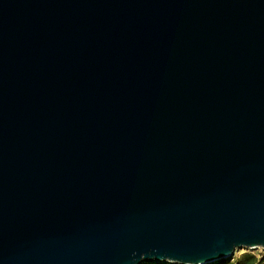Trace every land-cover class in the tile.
<instances>
[{
    "label": "water",
    "instance_id": "95a60500",
    "mask_svg": "<svg viewBox=\"0 0 264 264\" xmlns=\"http://www.w3.org/2000/svg\"><path fill=\"white\" fill-rule=\"evenodd\" d=\"M240 249H264V0H0V264Z\"/></svg>",
    "mask_w": 264,
    "mask_h": 264
},
{
    "label": "rangeland",
    "instance_id": "374dc122",
    "mask_svg": "<svg viewBox=\"0 0 264 264\" xmlns=\"http://www.w3.org/2000/svg\"><path fill=\"white\" fill-rule=\"evenodd\" d=\"M240 261L242 264H252L257 260L264 262V249H240L236 250L234 255L227 260L218 261L212 264H234L237 261Z\"/></svg>",
    "mask_w": 264,
    "mask_h": 264
},
{
    "label": "trees",
    "instance_id": "16d2710c",
    "mask_svg": "<svg viewBox=\"0 0 264 264\" xmlns=\"http://www.w3.org/2000/svg\"><path fill=\"white\" fill-rule=\"evenodd\" d=\"M162 264H170V263H162ZM220 264H222V263H220ZM234 264H242L239 260L236 262V263H234ZM252 264H264V262L263 261H256V262H253Z\"/></svg>",
    "mask_w": 264,
    "mask_h": 264
}]
</instances>
